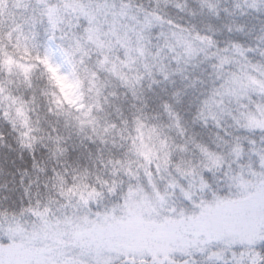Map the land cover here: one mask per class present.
Segmentation results:
<instances>
[{
	"label": "clouds",
	"instance_id": "clouds-1",
	"mask_svg": "<svg viewBox=\"0 0 264 264\" xmlns=\"http://www.w3.org/2000/svg\"><path fill=\"white\" fill-rule=\"evenodd\" d=\"M16 43L33 56L52 50L64 72L72 53L82 102L99 100L103 110L93 108L95 123L81 126L77 117L88 118L42 65L32 88L0 73L6 91L25 101L35 137L24 146L26 129H14L4 116L14 108L0 104V244L38 233L40 264H238L242 252L243 264H264V229L252 244L201 237L156 256L81 246L73 235L77 224L87 227L84 218L123 215L126 203L135 209L145 197L158 219L179 218L213 193L235 194V178L264 180V0H0V44L19 59ZM113 64L134 89L108 71Z\"/></svg>",
	"mask_w": 264,
	"mask_h": 264
},
{
	"label": "snow or ice",
	"instance_id": "snow-or-ice-1",
	"mask_svg": "<svg viewBox=\"0 0 264 264\" xmlns=\"http://www.w3.org/2000/svg\"><path fill=\"white\" fill-rule=\"evenodd\" d=\"M47 15L49 23L55 29L57 26L56 9L49 8ZM89 32V39L102 48L103 42L98 37L94 38L91 35V29H89ZM9 38H11V33H9ZM34 47L38 46L34 45ZM14 49L16 53L20 54L19 59L15 54L6 51L5 47L0 44V73H5L9 78H20L23 85L32 88L33 72L38 66L42 65L43 74L47 75L49 82L59 89L64 101L70 106H74L77 111L82 112L83 117L88 118L81 119L77 117L81 126L85 123H95V117L92 116L93 108L102 111L103 105L99 100L95 104L88 105L82 102L83 96L80 89L83 81L76 64L72 60V53H65L68 57V63L71 64V69L69 72H64L62 65L55 61V54L50 49L46 50L43 55L37 52L35 56L32 55L27 44L22 46L20 43H16ZM107 62L108 57L105 56L100 62L101 66L103 67ZM221 62L224 63L226 60ZM108 71L119 76L126 85L134 89L132 83L118 71L115 64ZM15 82L12 79L8 80V83ZM252 83L257 82L252 81ZM261 87L264 88V85ZM96 94L97 97H100L99 89H97ZM133 94L135 95L134 91ZM53 95L56 94L53 93ZM5 101L9 102V108H14L15 116H12L8 110L4 112V116L9 118L14 129L17 123L20 124L21 128L26 129L21 132V143L31 148L30 141L34 140L35 137L31 136L33 128L25 111V101L12 95L11 92H7L5 81L0 80V104ZM56 102L58 105L61 103L59 96H56ZM85 109L87 110L85 111ZM93 130L95 131V129ZM25 141H28V143H25ZM234 151L239 154V146ZM261 163L264 165V156L261 157ZM191 174L195 175V170ZM235 180L238 190L235 194L229 193L221 196L213 193L211 200L201 201L200 204L195 206L198 211H193L187 215L181 211L179 218L164 217L158 219L159 214L156 207L152 201L145 197L135 209L126 203V211L123 215L105 214L95 221H88L87 218H84L83 224L87 227L81 228L77 224V230L74 231L73 235L81 246L96 244L98 249L101 246L112 249L115 244V250L124 254L132 253L133 255H143L145 252H149L153 256L158 253L166 254L170 244L195 246L202 242L201 237L209 240L215 239L228 246L252 244L260 235L261 229H264V180L259 183L246 181L242 177L235 178ZM200 187L201 189L207 187L203 178L200 180ZM69 191L72 190L69 189ZM184 195L189 199L191 198L189 192H185ZM158 200L160 205L163 206L164 198L158 195ZM153 213H156V215L154 216ZM97 216L99 217L100 214H97ZM73 223L70 219L65 220V224ZM49 227L45 221L41 231L47 235ZM20 231L22 230H12L10 239ZM37 234L34 233L33 239L27 242L21 239L19 243L13 241L7 245L0 244V264H40V261L36 259L42 251L36 245L35 236ZM243 256L244 253L242 252L238 264H243ZM104 264H110V261L105 260Z\"/></svg>",
	"mask_w": 264,
	"mask_h": 264
}]
</instances>
